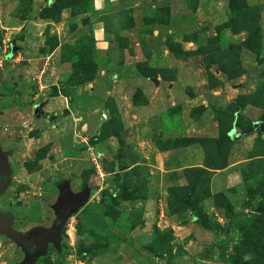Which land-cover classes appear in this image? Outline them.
Masks as SVG:
<instances>
[{
	"label": "rangeland",
	"instance_id": "374dc122",
	"mask_svg": "<svg viewBox=\"0 0 264 264\" xmlns=\"http://www.w3.org/2000/svg\"><path fill=\"white\" fill-rule=\"evenodd\" d=\"M254 123L264 0H0V212L40 236L89 190L34 264H264Z\"/></svg>",
	"mask_w": 264,
	"mask_h": 264
},
{
	"label": "water",
	"instance_id": "95a60500",
	"mask_svg": "<svg viewBox=\"0 0 264 264\" xmlns=\"http://www.w3.org/2000/svg\"><path fill=\"white\" fill-rule=\"evenodd\" d=\"M257 129L261 132V137L264 140V130L260 123H254L252 128L246 130L244 134L252 133ZM9 184V182H7ZM5 185L0 183V193L3 191ZM60 189L63 191V194L59 197L57 204L53 206L54 213L57 215L55 224L53 225L54 231L52 229H40L39 235L40 238H27L23 234L15 231L12 227L11 217L5 214H0V231L3 227V222L7 221L5 230L1 233L6 236L9 240L14 242L21 250L24 251V258L19 264H34L35 261L40 257L46 254L48 244H52L53 248L56 251H60V241H61V231L67 219L74 214L80 207H82L88 197L89 190L87 188L83 189L80 192L73 193L69 188V184L64 182ZM63 205L69 206L67 211L61 212ZM31 242V244L39 245L41 248L38 252L30 254L26 251V243Z\"/></svg>",
	"mask_w": 264,
	"mask_h": 264
},
{
	"label": "flooded vegetation",
	"instance_id": "af4514ba",
	"mask_svg": "<svg viewBox=\"0 0 264 264\" xmlns=\"http://www.w3.org/2000/svg\"><path fill=\"white\" fill-rule=\"evenodd\" d=\"M62 184H60V186H61ZM60 186H59V191H58V199H59V197L63 194V191L60 189ZM69 208V206H66V205H63L62 206V208H61V212H65V211H67V209ZM0 214H3L2 212H0ZM56 219H57V215L55 214V218H54V221H53V223L51 224V226L49 227V229H52V231H54V229H53V225L55 224V222H56ZM7 221H4L3 222V227H2V229H1V231L3 230H5V226L7 225ZM14 229V228H13ZM15 230V229H14ZM1 231H0V234H2L1 233ZM15 231H17V230H15ZM3 235V234H2ZM27 237V236H26ZM27 238H34V239H38V238H40V236H28ZM48 246H51V247H53V245L50 243V244H48ZM40 246L39 245H35V244H31V242H27L26 243V251L27 252H29L30 254H33V253H36V252H38L39 250H40ZM48 248V247H47Z\"/></svg>",
	"mask_w": 264,
	"mask_h": 264
},
{
	"label": "crops",
	"instance_id": "0c3cea01",
	"mask_svg": "<svg viewBox=\"0 0 264 264\" xmlns=\"http://www.w3.org/2000/svg\"><path fill=\"white\" fill-rule=\"evenodd\" d=\"M8 73V72H7ZM13 74V73H12ZM14 75V74H13ZM15 81L16 80H14L13 78L10 80V82L8 83V84H5V83H2V86H12L13 87V89H14V92H16L17 93V91H16V84H15ZM148 130V129H147Z\"/></svg>",
	"mask_w": 264,
	"mask_h": 264
},
{
	"label": "trees",
	"instance_id": "16d2710c",
	"mask_svg": "<svg viewBox=\"0 0 264 264\" xmlns=\"http://www.w3.org/2000/svg\"><path fill=\"white\" fill-rule=\"evenodd\" d=\"M258 131H259V133L261 134V132H260V130L259 129H257ZM262 136V135H261Z\"/></svg>",
	"mask_w": 264,
	"mask_h": 264
}]
</instances>
